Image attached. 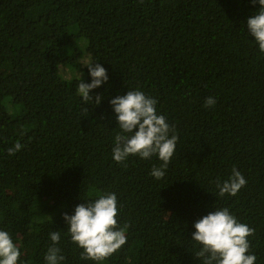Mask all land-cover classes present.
I'll return each mask as SVG.
<instances>
[{
    "label": "trees",
    "instance_id": "trees-1",
    "mask_svg": "<svg viewBox=\"0 0 264 264\" xmlns=\"http://www.w3.org/2000/svg\"><path fill=\"white\" fill-rule=\"evenodd\" d=\"M252 0H0V230L23 264H45L61 231V264L82 260L63 216L115 193L127 243L103 264H202L195 222L228 208L255 229L264 264V54L248 33ZM99 63L108 82L84 104L78 83ZM141 90L179 136L162 163L114 161L111 100ZM101 96L99 105L95 98ZM209 96L214 108H205ZM87 107L88 111L84 109ZM19 141L16 155L7 149ZM235 167L237 196L218 195ZM51 217V218H50Z\"/></svg>",
    "mask_w": 264,
    "mask_h": 264
},
{
    "label": "clouds",
    "instance_id": "clouds-1",
    "mask_svg": "<svg viewBox=\"0 0 264 264\" xmlns=\"http://www.w3.org/2000/svg\"><path fill=\"white\" fill-rule=\"evenodd\" d=\"M252 3L259 4L260 8L247 19L246 27L260 53L264 54V0H252ZM93 64L86 65L92 82L84 83L81 77L78 83L77 95L85 105L89 101L93 102L90 93L109 79L103 66ZM101 100L102 97L97 96L95 104L99 105ZM216 102L214 97L209 96L204 107L214 108ZM110 103L120 130L115 135L112 148L114 161L126 166L129 157L149 160L155 156L162 163L159 167L154 165L150 175L157 180L163 179L174 156L179 136L175 128L167 123V118L158 114V101L137 89L112 99ZM84 110L87 112V107ZM22 147L17 141L7 152L14 156ZM246 183L244 176L235 167L226 180L221 182L218 178L215 181L220 198L226 194L237 196ZM86 201L75 208L73 215L64 214L63 219L68 225L66 234L74 245L82 249V260L103 264L127 243L126 226L118 227L119 210L115 193H100L96 199ZM194 228L196 231L192 234V241L200 248L195 255L201 259L202 264H255L257 257L249 254V237L255 235V229L240 223L228 208L208 213L195 222ZM49 238L52 243L44 255L45 264H61L64 257L57 246L61 241V231H52ZM21 255L10 233L0 230V264H23Z\"/></svg>",
    "mask_w": 264,
    "mask_h": 264
}]
</instances>
